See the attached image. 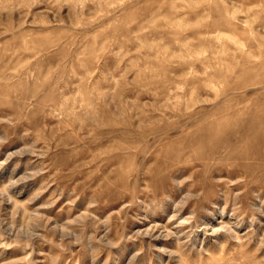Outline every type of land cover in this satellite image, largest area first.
Segmentation results:
<instances>
[{"label":"rangeland","instance_id":"1","mask_svg":"<svg viewBox=\"0 0 264 264\" xmlns=\"http://www.w3.org/2000/svg\"><path fill=\"white\" fill-rule=\"evenodd\" d=\"M252 123L264 0H0V264H264Z\"/></svg>","mask_w":264,"mask_h":264},{"label":"bare ground","instance_id":"2","mask_svg":"<svg viewBox=\"0 0 264 264\" xmlns=\"http://www.w3.org/2000/svg\"><path fill=\"white\" fill-rule=\"evenodd\" d=\"M257 124H249V126H247L245 129L236 132L231 136V138H233L232 140H224L217 146H214V148L209 151V154L217 153V151L219 150L218 148L222 146V149L224 148L226 150H229V155H237L242 160L247 159L251 154L249 149L255 144L264 140V125L257 126ZM221 134L222 129L216 128L208 130L202 135L195 136V139L197 140V142L201 143L204 140H211L213 138H216ZM238 145L241 146L242 149H238Z\"/></svg>","mask_w":264,"mask_h":264}]
</instances>
